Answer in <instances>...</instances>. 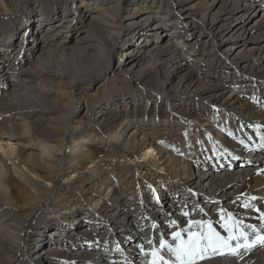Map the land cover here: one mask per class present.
<instances>
[{"label":"bare ground","instance_id":"6f19581e","mask_svg":"<svg viewBox=\"0 0 264 264\" xmlns=\"http://www.w3.org/2000/svg\"><path fill=\"white\" fill-rule=\"evenodd\" d=\"M132 2L0 0V264H152L161 240L178 243L173 232H201L191 221L226 238L228 214L252 247L208 249L193 264H264V244L253 243L264 236V18L236 56L242 41L227 43L264 0H170L182 16L205 15L194 32L211 44L180 75L195 42L181 43L190 18L160 13L153 24L161 4L173 6ZM127 19V38L148 30L152 44L135 47L142 66L112 68ZM95 75H107L103 92L90 91ZM223 87L236 89L225 97ZM55 222L54 241L37 243Z\"/></svg>","mask_w":264,"mask_h":264},{"label":"rangeland","instance_id":"374dc122","mask_svg":"<svg viewBox=\"0 0 264 264\" xmlns=\"http://www.w3.org/2000/svg\"><path fill=\"white\" fill-rule=\"evenodd\" d=\"M132 1L133 0H128L127 7H129V5L131 3H133ZM164 1L166 3H168L169 5L173 6V7L171 8V10H168L167 8H165L163 6L164 4H161L162 6L160 7V12L157 13L156 18L153 19V24L156 23V21L162 19L161 18L162 15L160 13H163V14L165 13L167 16L170 15L168 17H172L173 20L176 18V19H178L180 21L182 18L184 20H186L187 18H190L185 25H182L181 24V26H182L181 33H182V36H183V39H182L181 43L182 42H185V43L192 44L191 42H194L195 41L193 45H190V47L192 48V51H191L192 52V55H191L189 61L187 63H184V65L181 67L180 73H179V75H180V74L183 73V70L182 69H184L186 66H188L189 63L195 62L196 61V58L197 57H200L202 55V51H204L206 47L208 48V50L211 49V44L208 42V39H207V36L208 35L207 34H204L202 32L200 34L196 35V33L194 32V30L200 32L203 24L206 23L207 19L204 17L205 15H202L201 13L192 14L189 17L186 16V15L185 16H182L183 15L182 13H186V11L183 12L184 10H177L176 9L177 4L176 3H171L170 0H164ZM243 9L244 8H241L238 12L244 14V10ZM257 9H258V11H257ZM257 9H256V11H257L256 12L257 13L256 16L253 17L248 22V25H247L248 29H247L246 33H244V32L241 33L242 30L240 29L236 33L232 34L229 38H227V43L229 45H231V46H238L237 42L242 41L240 43L239 47L235 50V53H234L235 56L239 52V50H242V48H243L242 46H244L245 44H248L249 45L250 43H253V41H254L252 39H249V37H250L249 36L250 28H253L254 27L253 31H255L256 30L255 29L256 25L264 18V14H263L264 13V10H263L262 6L257 5ZM260 10H263V12L260 13ZM124 11L127 13L129 11V9L126 8ZM148 11L149 10H145V11H142V12H138V14L135 16V18H137V20H140L139 21L140 24L143 22V20L141 21L142 16L145 15ZM167 11H169L170 13L168 14ZM93 12H95V10H93ZM86 17H89V16H86ZM168 17H167V19H168ZM128 20H131L132 21V19H127L126 22H125V24H124L125 27H124L123 35H122L121 41L118 42L119 49L116 51V53L114 55H112V65H113L112 68H117L119 66L128 67L129 65H131V64H133L135 62H137L136 66H135L136 68L142 66L143 63H144V60H143L142 57L144 55L142 54V52H140V51L138 52L137 49H135V47L137 45H139L140 50H143L144 51L148 47L149 44H152V41L151 40L154 37V34L151 33V32H149L148 30L145 33H143L142 36L138 34V35L135 36V38H132V37H128L127 38V35H128L127 28H129ZM134 20H136V19H134ZM34 25H35V27L38 25L37 20H35V24ZM134 29H135V26H134ZM21 30L23 31V29H21ZM165 30H166V28L163 27L161 29V31L158 33L159 34L158 37L163 36L165 38H168V33ZM18 33H17V36L15 37V40H14L16 43H18L22 39V34H21L22 32L20 31ZM74 36L76 37V31H74ZM75 37H74V39H75ZM181 43H179V44H181ZM228 44H226V45H228ZM131 48H134V50L136 52L135 53H129L128 55L123 56V53L126 50H130ZM197 60H198V58H197ZM198 67H200V64H199ZM112 68H111V72H109V78L112 75V71H113ZM234 68L236 69V67H235L234 64H229L226 67V69H222L221 71L227 73V75L230 76V75H232V74H234L236 72V71L235 72L233 71ZM106 76L107 75H95L94 77L91 78V80L89 81V82H91L93 84L91 86V90H90L91 93H94V92L95 93L96 92H103L105 89H107L108 83L105 80V77ZM123 76H125V75H123ZM112 80L114 82H116V83H119L120 82V80H118V79H114L113 78ZM129 80H130V82L134 81L132 78H130V79L128 78V81ZM110 84H111V82H110ZM246 87L244 86V83L241 85L242 95H245L246 94L245 93ZM235 89H236V87H230V89H227V88H224L223 87L222 88V90H223L222 92H224L225 97H228L230 95V91L235 90ZM226 90H228V91H226ZM236 92H238V91H236ZM236 92H235V94H237ZM121 103H122V101H121ZM155 104H156L155 101L154 102H151V105H153V107L155 106ZM102 107H104V105L101 106V108ZM85 111H86V108L81 111L80 117L83 118V116H85V114H86ZM84 119L87 120V116H85ZM163 139H164V137H161L163 146L164 147H168V144L165 143L163 141ZM133 158H136V156H133ZM245 158H249V156L248 155H245ZM256 160L260 161L259 159H256ZM256 160H253V161H256ZM241 164L242 163L237 164V168L240 167V166H242ZM142 169H146V167H142ZM142 172L145 174L144 170ZM67 173H69V172H67ZM61 180H62L63 183H67V182H69L70 180H73V179H70V178L69 179L61 178ZM179 197H181V195ZM186 198H188V197H186ZM188 199L190 201H192L193 200V197H189ZM204 202H206V199H205ZM206 205H207L206 203L203 204V207L206 206ZM81 212L82 211H80L78 213L79 216L81 215ZM196 212L197 211H195V213ZM195 213H193L192 215H194ZM57 219L59 220V217H57ZM67 225H69L67 227L69 229H71V230L73 229V230H76L77 231L80 228L79 227L80 225H77V223L72 224V223H68L67 222ZM47 226L48 227L46 228L45 231H43L42 234H35V241L37 243H40L41 241H45L47 243L50 240H53L54 241V237H50V232L53 231V230H55L59 226L56 225V222L55 223H52V224L48 223ZM205 227H207V223L205 224ZM36 238H37V240H36ZM35 246H36L35 243H32L31 244V250L32 249L33 250L36 249L35 251H37L38 250V247L37 246L35 247Z\"/></svg>","mask_w":264,"mask_h":264},{"label":"snow or ice","instance_id":"6c2138e0","mask_svg":"<svg viewBox=\"0 0 264 264\" xmlns=\"http://www.w3.org/2000/svg\"><path fill=\"white\" fill-rule=\"evenodd\" d=\"M262 140H264V137H262ZM261 146H264V144ZM184 215L187 216L188 213L185 212ZM261 215L264 216V213H261ZM228 216L231 220V224L226 225L229 233L226 238L211 227V222L207 223L205 229L203 221H191V224L199 226L202 229L201 232L192 233L191 230H189L188 239L186 240L181 235V232H173L172 238L174 241H178V243L172 244L161 240L159 249H152V264H158V262H163V264H193L194 259L196 257L203 258V253L208 249L218 251L220 248H227L231 254L241 255L239 250L241 248H250L252 244L248 243V234L243 231L241 222L232 219L231 214H228ZM171 223L174 224L175 221H171ZM248 227H252L255 230V226ZM232 241H235L234 247L231 244ZM149 243H151V241H149ZM253 243L264 244V236L257 237ZM165 248L175 257V262L164 260V257L160 254V249Z\"/></svg>","mask_w":264,"mask_h":264}]
</instances>
